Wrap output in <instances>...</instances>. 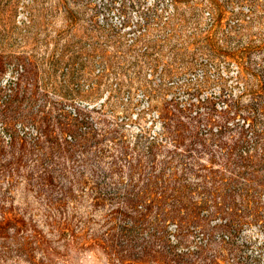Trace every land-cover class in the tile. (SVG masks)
Masks as SVG:
<instances>
[{"label":"rangeland","instance_id":"obj_1","mask_svg":"<svg viewBox=\"0 0 264 264\" xmlns=\"http://www.w3.org/2000/svg\"><path fill=\"white\" fill-rule=\"evenodd\" d=\"M0 264H264V0H0Z\"/></svg>","mask_w":264,"mask_h":264},{"label":"trees","instance_id":"obj_2","mask_svg":"<svg viewBox=\"0 0 264 264\" xmlns=\"http://www.w3.org/2000/svg\"><path fill=\"white\" fill-rule=\"evenodd\" d=\"M212 56H213V54H212ZM227 56H229V57H231L233 60H235V61H237V63H238V73H237V75H241L242 73H243V69H245L246 68V70L247 69H249V66H247V60H246V57H243V56H238L237 54H234V55H227ZM226 56V57H227ZM220 58V57H219ZM218 59V58H217ZM227 58H225L224 56H222V59H219V63L221 64V63H223V62H225L226 63V60ZM222 98H224L225 100V102L227 103V108H229V107H231V104H228L229 103V101H230V95H225L224 94V96L222 95Z\"/></svg>","mask_w":264,"mask_h":264}]
</instances>
